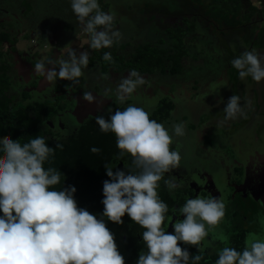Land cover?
Masks as SVG:
<instances>
[{
    "label": "clouds",
    "instance_id": "clouds-1",
    "mask_svg": "<svg viewBox=\"0 0 264 264\" xmlns=\"http://www.w3.org/2000/svg\"><path fill=\"white\" fill-rule=\"evenodd\" d=\"M69 5L86 34L88 49H109L120 42L114 13L102 10L99 0H69ZM63 48L65 58L58 62L48 58L33 66L46 85L58 80L75 85L84 75L88 50L77 53L71 44ZM102 59L111 63V52H103ZM230 64L240 80L250 77L253 82H264V53L257 49L243 50ZM145 85V78L133 68L119 78L114 89L106 88L104 95L114 91L123 104ZM224 86L223 80L210 85ZM81 95L96 105L98 130L114 134L117 156H130L135 171L104 163L108 179L102 182L103 210L97 215L78 206L75 186H65L64 174L51 166L55 150L62 145L50 147L40 134L25 142L0 138V264H125L107 227V222L122 224L125 214L143 229L139 234L143 248L135 264H190V258L196 264L211 243L210 234L224 220L226 204L218 196L197 195L178 209L172 208L169 215V206L158 195L161 182L169 191L180 186L171 175L181 161L173 137L185 135L184 122L172 123L170 131L151 119L144 107L131 103L109 111L106 118L100 111L102 100L89 91ZM241 99L232 94L226 102L217 100V104L224 103L218 124L246 116L250 101L242 103ZM89 151L99 153L100 149L91 146ZM173 215L183 219L172 222ZM170 222L173 231L166 232ZM181 245L194 246L197 254L190 255ZM216 257L214 264H264V237L249 233L241 250L225 245L216 250Z\"/></svg>",
    "mask_w": 264,
    "mask_h": 264
},
{
    "label": "flooded vegetation",
    "instance_id": "flooded-vegetation-1",
    "mask_svg": "<svg viewBox=\"0 0 264 264\" xmlns=\"http://www.w3.org/2000/svg\"><path fill=\"white\" fill-rule=\"evenodd\" d=\"M0 1H2L0 12L3 10L6 12L5 4L12 0ZM202 1L203 7L199 6L198 10L200 12L203 10L204 17L192 12L196 15V22L201 21L199 24L201 28L189 32L184 37V44L188 49L195 47L194 45L203 39V44H208L212 41L225 42L228 39L224 32H218L219 28L216 21L205 15L206 6L209 3H207L208 0ZM238 1L239 16L247 13L249 16L240 22L237 27L228 25L229 31L234 36H241V30L245 29L244 32L252 30L253 32L255 29L251 40L263 42L264 0H257L255 2L249 0ZM192 4L197 5L193 0H188L186 2L187 8L185 10L182 8V12L180 13L175 12L176 10L173 7L171 8L170 3L156 4L152 0L140 3V8L136 7V9H133L132 7L133 12H129L130 10L126 8H118L114 13V16L118 18H115L114 27L118 28L121 32L120 25L123 24L121 22L124 19L126 20V18L154 21L160 30H164L163 34L165 36L166 31L170 29V25L177 27L175 21L187 17L186 11L188 12L187 9H190ZM258 4H261V6ZM53 13L56 12L54 11ZM16 15L20 16L24 23L14 28L11 25V21H14L13 19ZM57 17L63 22L61 17ZM3 20H1V30L6 31L12 41V43L6 42L2 50L8 55L10 70L7 69L6 75L9 79L11 78V82L18 86L35 84V95L48 96L52 99L49 102H54L57 97H62L59 99L58 104H64L69 109L70 107L74 108L75 104L73 114H66L67 111L60 113L57 116L59 119L57 121H62V119L71 120L74 115L81 119L94 118L98 114L94 103L90 104L92 108H88L86 111H77L85 107L81 94L85 91V78L88 75L91 74V76L93 75L95 78H98L104 89H114L119 78L127 75L129 71L111 69L107 73H103L100 68H96L99 72H96L92 68H85L84 75L78 84L73 85L69 81L58 80L50 86L46 85L43 83V77L33 72V64L37 61L45 62L48 58H54L57 62L61 59L62 53L65 50L60 51L58 47L54 49V45H58L59 41L61 44L65 42L59 36L58 28L60 25L58 26L57 23L59 19L55 16L52 22H48L45 26L37 20L31 22V19L26 16V10L22 6L13 8V16L10 21L3 22ZM65 21L62 24L68 23ZM204 21L210 25L211 29L204 27ZM191 33L194 37L192 42L189 41L192 36ZM70 34L74 35V32ZM85 35L81 32V36L84 39ZM164 43L163 41L160 45H164ZM125 45L127 46V43ZM158 48L161 49L159 46ZM85 49L88 50L89 55H94L95 49H88L87 45H85ZM125 49L126 47H123V52ZM107 50L110 51V48ZM258 51L261 52V49ZM43 52H46V55ZM119 54L122 55V53ZM122 56L129 60L132 54L125 55L124 53ZM187 58L189 56L182 58L183 71L177 76L162 75L159 71L151 74L140 73L145 78L146 85L138 89L125 102L139 105V101L145 99V102H149L150 104H153L155 101V104L158 106L160 101L167 99L173 103V109L167 121L168 123L164 122L165 124L170 125L174 120L172 117L178 115L184 116L182 118L184 122L189 119L192 130H188L185 143H177L173 137V147H176L179 151L181 161L180 167L173 170L171 175L177 178L180 186L172 191L168 190L171 194H178L176 200L179 201L181 199V206L186 199L194 198L197 195L202 197L209 195L218 196L226 204L225 218L227 220H224L225 226L222 227L223 232L229 234L226 245H229L230 237L236 229H249L251 230L249 233H258L260 237H264V82L256 83L251 79H247L248 82L246 81L245 83V80H240L238 75L233 76L229 70L225 71L220 68L215 70L211 68V71L207 72L205 71L207 69L205 66L208 65L206 64L208 61L206 62L205 57H202L199 51L192 60L200 62L201 65H197V67L192 66L195 68L194 71L190 69V66H184L183 63L188 64ZM2 65L3 63L0 60V67ZM222 65L230 67L224 59ZM156 73L160 74L161 77H156ZM165 76L171 77L170 80H164ZM192 78L196 80L194 84L193 82L192 84L189 82ZM219 80L226 81L227 86L220 89L218 87H210V85H216V82ZM62 85L64 87H61ZM94 94L95 97L100 95ZM232 94L240 95L242 103L245 99L250 101L248 107L245 109L246 116L236 121L218 124V121L222 120L224 115L222 111L224 103L217 104V100L222 98L226 102ZM108 97L109 99L102 97L104 103L100 111L104 115L109 112L112 102L121 105L115 96L111 95ZM144 104L146 105V103ZM186 116H188L187 119H185ZM59 125L63 127L62 122ZM190 125L187 126L190 127ZM193 131L196 132L194 133ZM223 146H226V149ZM182 148L186 151L185 157H183L180 151ZM194 158L196 159L195 161L193 160ZM161 185H164L163 182H161ZM174 208L178 209V204ZM177 215H179L178 212ZM176 219H183V217L173 215L172 222ZM172 231L170 222L167 232ZM219 248L216 244L210 245V251Z\"/></svg>",
    "mask_w": 264,
    "mask_h": 264
},
{
    "label": "trees",
    "instance_id": "trees-1",
    "mask_svg": "<svg viewBox=\"0 0 264 264\" xmlns=\"http://www.w3.org/2000/svg\"><path fill=\"white\" fill-rule=\"evenodd\" d=\"M193 1L197 4L194 5L196 10L199 9V6L203 7L202 0ZM208 2L205 15L216 21V23L224 22L226 25L237 27L240 22L249 16L248 13L243 17L239 16L238 0H209ZM66 6H69V4ZM185 8H187L186 3ZM53 11L57 12L58 9ZM233 13L234 16H232ZM12 23L13 21H11V25ZM196 28L197 25L193 20L189 21L188 24L184 23L183 26L170 28L166 31V40H163L167 43V48L159 49L148 43L138 47V50L131 53L132 57L129 60L119 54L114 47L112 51L105 48L95 49L89 64L96 72H99L96 68H100L103 73H107L111 69L122 71L134 68L141 74H151L159 71L162 75H180L183 71L182 58L189 55V49L184 44V37L189 32L195 31ZM10 38L6 31H0V60L3 63L0 67V138H11L13 140L19 138L21 142H25L29 139V136L35 137L40 134L45 137L46 143L50 147L55 148L57 143L62 145V147L55 150L51 166L59 168L64 174L65 186H75V199L79 207H84L89 212L97 215L101 214L103 210L101 204L102 182L108 179L105 174L104 163H109L116 166V168L135 171L130 156H117L119 150L115 144L114 134L100 132L94 118L81 119L74 115V119L57 121L59 120L57 116L60 113L67 111L66 114H73L75 104L74 108L70 107V110L66 105L58 104L61 97H57L54 102H41L40 99V101L36 100L35 95L32 94V88L34 92L35 84L18 86L12 83L11 78L9 79L6 75L7 69L10 70L8 55L2 51L6 42L12 43ZM105 51L111 52V63L102 59V54ZM127 104V101L121 105L112 102L109 111H115L117 108L123 109ZM172 109L173 103L164 99L159 102L156 110L149 116L151 119L165 124L164 122H167L170 118ZM108 114L109 112L105 115L106 118ZM60 122H62L63 127L59 125ZM91 146L98 147L100 152H90L89 148ZM120 164H122V167L119 166ZM45 166L49 165L46 164ZM158 195L169 206V215L171 209L177 204L179 207L181 206V199L176 200L178 194H171L165 185L160 186ZM122 220L123 223L120 225L107 222V227L114 234L115 243L124 257L125 264H135L138 254L143 248L142 239L139 235L143 229L132 223L126 214L122 217ZM249 231L251 232V230L245 228L236 229L230 237L228 246L234 247L238 251L241 250ZM181 246L187 247L190 255L197 254V249L194 246ZM216 258V250L204 249L201 253V260L196 264H214ZM190 264H192L191 258Z\"/></svg>",
    "mask_w": 264,
    "mask_h": 264
},
{
    "label": "rangeland",
    "instance_id": "rangeland-1",
    "mask_svg": "<svg viewBox=\"0 0 264 264\" xmlns=\"http://www.w3.org/2000/svg\"><path fill=\"white\" fill-rule=\"evenodd\" d=\"M145 1H151V0H99V4L102 10L104 11H111L113 13H115V10H117L118 8H122V9H128L130 10L129 12H133L132 11V7L133 9H136V7L140 8V3L145 2ZM154 3L156 4H165L166 3H171L173 9H175L177 13L182 12V8L185 10V3L186 1L188 2V0H153ZM209 1V0H208ZM207 1V3H208ZM252 2H255L257 0H250ZM2 3V1H0V4ZM21 3V5H20ZM25 4V5H23ZM67 4H69V0H12L11 2H7L5 5L6 8V12L3 10L2 12H0V31L2 28V21L6 22L12 19L13 16V8L14 7H24V9H26V16H28L31 19V22H33L34 20L39 21L41 24H43V26H45L46 24H48V22H52L53 17L57 19H59L57 21L58 26L60 25V27H62L60 29V27L58 28L59 31V36L60 38H63V40L65 42H63V44H61V42L59 41L58 45H54V49L56 47H58V49L60 51L65 50V52L63 51L62 53V57L61 59L65 58V53H66V49H64L63 47L66 44H71V46L76 49L77 53H79V51L84 50L85 45H87L86 40L83 38V36H81V30H80V26L75 18V16L73 15L70 5L66 6ZM66 6L65 9H63V7ZM60 7V8H59ZM58 9V11L56 13H53L54 9ZM198 9V8H197ZM195 14H199L198 16H203V10L200 12V10H196L194 11ZM187 14V19L184 22L186 24H188L189 21H194L197 25L196 29H200L201 27L199 26L200 22H196V17H190L191 16V11H186ZM194 14V16H196ZM235 14L233 13L232 16H234ZM57 16L61 17L64 20H66L65 22H69L66 24H62V20L60 18H58ZM193 19H190V18ZM116 19H118L117 17H115ZM13 27H18V25H22L24 23L23 19L20 16H15V18L13 19ZM181 22L182 25V19L179 20ZM122 25H120V30H121V40L119 43H114L112 47H114L118 53H122V55L125 53V55H128L130 53L135 52L136 50H138V47H142L144 44L150 43L151 45L155 46V47H160V48H167V43H164V45H160L161 42L164 40H166V35L164 36V30H160L158 25L155 24L154 21H144V20H138V19H129L126 18V20L124 19ZM204 27L210 28V25H208L207 22L204 21ZM169 27H173V25H170ZM205 30V29H204ZM245 29L241 30V36H234L230 35L228 36V39L225 41L227 42L228 46L226 45V43L224 41H212L211 42V46H206V53H204L202 55L206 56V62L207 61H212V63L208 64L207 66H205L207 68V70L210 72L211 68L213 70H215V68L217 67V63L221 62V60L224 59V61H226V64L228 63V65L230 67H228L230 73L233 74V76L237 75V71L236 69H234L231 64L230 61L232 58H234L235 56H238L243 50L245 49H251V48H255L257 50L261 49V52L263 53V49H264V41H256V40H251L252 37V30L249 32H244ZM74 32V35H71L70 33ZM192 35V33H191ZM164 38V39H163ZM193 35L191 36V38L189 39V41H193ZM163 39V40H162ZM204 40V39H203ZM203 40H201L200 42L196 43L194 46L195 47H191L189 49V58H187L188 60V64H184V66H190L193 70L195 69L192 66H196L197 65H201L200 62H196L194 60H192L196 54H198V51L205 45L203 44ZM210 40V39H209ZM127 43V46L125 45ZM168 44H170V42H168ZM125 45V46H124ZM123 47H126L125 51L123 52ZM112 50V48H110V51ZM46 55V52H43ZM92 56L89 55L88 59L90 60ZM45 61V60H44ZM87 68H92L93 67L87 66ZM204 72V71H202ZM96 73V72H95ZM161 77L160 74L156 73V77ZM171 77L169 76H165L164 80L168 81L170 80ZM247 79H251L250 77L245 79V83L247 81ZM86 84H85V91H89L91 92L94 96L96 93V96L98 99L102 100V97L108 98V96H115L114 92L109 93L108 95H104V87L102 85V83H100V81H98V78H95V76H91L88 75L85 78ZM248 82V81H247ZM248 86V85H247ZM61 87H64L63 85ZM32 94H34L33 92V88H32ZM104 95V96H103ZM142 95V94H141ZM36 97H38L41 102H49L52 99L48 96H43V95H35ZM41 97V98H40ZM53 97V96H52ZM139 97V96H138ZM38 98H36V100H39ZM62 98V97H61ZM39 100V101H40ZM63 100V99H62ZM142 101H144V103H146V105L144 103H142ZM142 101H139V105L141 107H144L145 110L149 113V115L155 110L157 104H155L156 102L154 101L153 104H150L149 102H145V99H143ZM104 103V102H103ZM102 103V104H103ZM141 103V104H140ZM149 104V105H148ZM137 104V106H139ZM149 107H148V106ZM183 115H178V116H174L172 117L174 120L171 122V124H163L166 128H168L171 131V125L174 122H181L183 121ZM171 118V119H172ZM188 116H186L185 119H187ZM184 119V120H185ZM184 122V121H183ZM168 123V122H166ZM187 125H190L189 119L188 121L184 122V126H185V135L183 137H175V140L177 143H185L186 140V134L188 133V130H192L191 125L190 127H188ZM194 133L196 131H193ZM178 140V141H177ZM192 140V137H191ZM224 148L226 146H223ZM226 149V148H225ZM182 152L183 157L186 156V151H184V149L182 148L180 150ZM189 157V155H188ZM194 161L196 160L195 158L193 159ZM224 220H227L226 218H224ZM222 221L221 224L211 233L210 235V239H211V243L206 247L207 250H210V245L213 246V244H216L218 247L222 248L224 245H226L227 243V239L229 234L226 232H223L222 227L225 226V221ZM222 230V231H221ZM205 248V249H206ZM213 250H217V249H213Z\"/></svg>",
    "mask_w": 264,
    "mask_h": 264
},
{
    "label": "crops",
    "instance_id": "crops-1",
    "mask_svg": "<svg viewBox=\"0 0 264 264\" xmlns=\"http://www.w3.org/2000/svg\"><path fill=\"white\" fill-rule=\"evenodd\" d=\"M250 1V0H249ZM259 6H261V4H258ZM196 6V5H195ZM188 11H191V16L190 17H196V16H194V14L192 13V12H194V11H196V9H195V7H194V4L190 7V9H187ZM186 16H187V14H186ZM243 16H245V14L243 15ZM243 16H241V17H243ZM189 17V18H190ZM198 17V16H197ZM186 17H184L183 19H185ZM193 18H190V19H193ZM187 19V18H186ZM183 21V20H182ZM201 22V21H200ZM184 21L182 22V25H184ZM175 24H177V26H182L181 25V22L179 21V19L177 20V21H175ZM217 26H218V28H219V31L218 32H224L225 33V35L228 37L229 36V34L230 35H232V33L229 31L230 29L228 28L229 26L228 25H226L224 22H222V23H217ZM175 27V26H174ZM174 27H169V28H174ZM167 30V29H166ZM214 32H215V30H213ZM214 34H216V33H214ZM205 43V42H204ZM202 44V43H201ZM211 43H208V44H205L200 50H199V52L203 55L204 53H206V45H208V46H211L210 45ZM226 45H227V47H229L228 46V44H227V42H226ZM191 48V47H190ZM189 48V49H190ZM203 57H205V58H207L206 56H203ZM222 61L223 60H221V62H218L217 63V67L215 68V69H223V70H229L228 69V67H225V65L223 66L222 65ZM210 63H212V61H208L206 64H210ZM190 69H192L191 67H190ZM193 70V69H192ZM194 71H195V69H194ZM193 71V72H194ZM205 71H207L208 72V70L206 69ZM189 82H191V84H192V82H193V84H194V82H196V80H195V78H192V79H190L189 80ZM83 102V101H82ZM78 112H79V110H77Z\"/></svg>",
    "mask_w": 264,
    "mask_h": 264
},
{
    "label": "water",
    "instance_id": "water-1",
    "mask_svg": "<svg viewBox=\"0 0 264 264\" xmlns=\"http://www.w3.org/2000/svg\"><path fill=\"white\" fill-rule=\"evenodd\" d=\"M84 106L85 107L80 109L79 112L86 111L88 108H92V106H90V104L88 102H86V101H84ZM120 167H122V164H120Z\"/></svg>",
    "mask_w": 264,
    "mask_h": 264
}]
</instances>
